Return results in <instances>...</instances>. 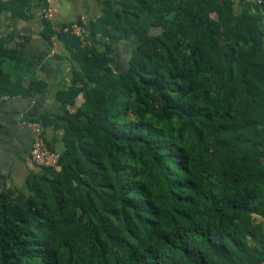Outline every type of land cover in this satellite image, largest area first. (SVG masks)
I'll return each mask as SVG.
<instances>
[{"label": "trees", "instance_id": "16d2710c", "mask_svg": "<svg viewBox=\"0 0 264 264\" xmlns=\"http://www.w3.org/2000/svg\"><path fill=\"white\" fill-rule=\"evenodd\" d=\"M97 1L101 51L56 35L73 109L36 124L62 131L59 169L0 191V264H264V0ZM32 62L0 17V100L43 91Z\"/></svg>", "mask_w": 264, "mask_h": 264}, {"label": "crops", "instance_id": "0c3cea01", "mask_svg": "<svg viewBox=\"0 0 264 264\" xmlns=\"http://www.w3.org/2000/svg\"><path fill=\"white\" fill-rule=\"evenodd\" d=\"M44 6L50 10L51 26L79 21L88 30L90 22L101 14L97 0H45V3L35 0L28 5L23 16L12 17L9 11L1 10V33L7 45L32 58L35 78L44 82L45 87L31 99L0 100V191L7 187L24 191L26 177L38 172L29 158L34 129L39 126L37 120L45 113L58 115L73 109L57 99V92L68 86L71 77L68 53L57 41L48 44L39 36ZM82 46L98 51L103 49L101 40L91 37L88 31ZM132 47L126 41L112 46L110 54L114 71L126 67V56ZM80 103L81 98H78L76 105ZM42 132L54 150H59L62 131L47 126Z\"/></svg>", "mask_w": 264, "mask_h": 264}, {"label": "built area", "instance_id": "2783aa9c", "mask_svg": "<svg viewBox=\"0 0 264 264\" xmlns=\"http://www.w3.org/2000/svg\"><path fill=\"white\" fill-rule=\"evenodd\" d=\"M41 16L43 19L49 20L51 18L50 10L47 6H44L41 10ZM53 28V35L50 38L51 42H56L58 33L69 34L72 35L80 41L81 45L84 42V39L87 35L86 28L79 24L78 22H72L69 24H60L54 25ZM29 158L31 162L38 168V169H52L58 170L59 169V152L50 149L47 147L42 128L40 126H36L34 129L33 140L29 150Z\"/></svg>", "mask_w": 264, "mask_h": 264}, {"label": "rangeland", "instance_id": "374dc122", "mask_svg": "<svg viewBox=\"0 0 264 264\" xmlns=\"http://www.w3.org/2000/svg\"><path fill=\"white\" fill-rule=\"evenodd\" d=\"M246 2V1H249V0H236V5H241L242 3Z\"/></svg>", "mask_w": 264, "mask_h": 264}]
</instances>
